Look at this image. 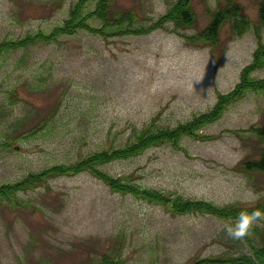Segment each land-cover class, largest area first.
Masks as SVG:
<instances>
[{
  "label": "rangeland",
  "instance_id": "rangeland-1",
  "mask_svg": "<svg viewBox=\"0 0 264 264\" xmlns=\"http://www.w3.org/2000/svg\"><path fill=\"white\" fill-rule=\"evenodd\" d=\"M76 1L0 0V43L62 25ZM98 1L83 0L90 33L0 55V144L10 143L8 150L0 147V185L125 147L144 129H172L206 114L239 81L258 36L264 41L263 0H233L248 27L239 35L224 23L214 46L192 37L209 23L206 9L225 0H193L191 27L167 22L140 34L134 31L155 23L176 0H102L113 17L133 13L131 23L104 29L93 13ZM250 77L264 80V68ZM263 124L264 92H248L195 131L208 140L184 137L179 149L168 142L100 169L172 197L253 208L264 201V174L246 172L240 163L264 150L251 132ZM248 188L256 199L245 198ZM14 197L13 204L0 201V264H90L113 250L125 264H191L235 256L244 243L224 231L231 220L173 216L130 193L111 192L86 172ZM253 227L264 230V218Z\"/></svg>",
  "mask_w": 264,
  "mask_h": 264
},
{
  "label": "trees",
  "instance_id": "trees-1",
  "mask_svg": "<svg viewBox=\"0 0 264 264\" xmlns=\"http://www.w3.org/2000/svg\"><path fill=\"white\" fill-rule=\"evenodd\" d=\"M192 3L193 0H176L155 23H152L148 27L142 26L134 32L137 34L143 33L144 31L150 32L158 28H163L167 22L172 23L176 28L191 27L195 21ZM83 4V0H77L71 9L70 17L62 25L53 27L49 32L39 31L32 35L27 34L17 40L2 41L0 43V55L8 53L10 50H25L35 44H58L60 37H68L82 31L90 33V27L85 23L90 13L83 12ZM94 10L93 13L101 21L103 29L111 25L120 27L124 21L131 23L133 17V13L129 10L126 11L125 17L120 15L113 17L108 11L106 1L103 4L102 0L97 2ZM206 11L211 14L210 21L202 31L194 34L192 39H197L214 46L219 40L220 29L224 23L230 22L233 31L239 35L242 34L244 28L248 27L245 17L241 14L239 5L235 4L233 0H225V3L220 8L214 11L206 9ZM258 23L264 27V0L259 5ZM116 32H120L121 35L123 34L120 30ZM116 32L111 36L116 35ZM184 38L189 43L188 37L185 36ZM258 39V47L252 55V61L241 70L238 83L229 92L217 95L216 103L211 111L194 117L185 124H179L172 129L166 128L156 130L155 132L144 129L138 132L134 141L125 147L120 146L114 150H99L87 154L82 159H79V161L70 164L49 166L38 173H30L17 182L0 185V201L5 200L13 204L15 200L14 196L17 192L26 193L33 188L46 186L49 180L59 176H74L86 172L101 181L111 192L120 195L130 193L136 199L163 206L173 216L185 213L204 214L218 219L232 221L242 211H251L258 207L264 209V201L256 207L245 208L239 205L214 206L211 203L201 200H189L180 196L172 197L165 192L143 188L135 184L130 185L127 182L128 177H112L100 169V165L102 164L114 160L133 158L139 156L149 148L168 142L173 148L179 149L181 147H179V143L184 137L199 141L208 140L209 137L197 134L195 131L206 123H211L219 119L229 106L242 100L248 92H264V80L250 77L252 72L264 68V41L259 36ZM251 132L259 141L264 142V124L251 129ZM9 144V141H6L0 144V147L6 149L10 147ZM240 168L246 172L264 174V150L260 152L257 159H244L240 163ZM15 207H19V205ZM251 234L243 238L244 243H242V251L239 254L231 257L220 256L217 258L208 257L196 259L191 264H264V230L252 227ZM116 239L119 240L120 238ZM116 253V250H113L111 253H100L99 258L90 264H125L119 257L115 256Z\"/></svg>",
  "mask_w": 264,
  "mask_h": 264
},
{
  "label": "clouds",
  "instance_id": "clouds-1",
  "mask_svg": "<svg viewBox=\"0 0 264 264\" xmlns=\"http://www.w3.org/2000/svg\"><path fill=\"white\" fill-rule=\"evenodd\" d=\"M246 199L254 200L257 198V193L248 188L246 192ZM261 218H264V209L254 208L251 211H242L234 220L224 225V231L227 236L233 239H243L246 235L251 233L253 225L258 223Z\"/></svg>",
  "mask_w": 264,
  "mask_h": 264
}]
</instances>
